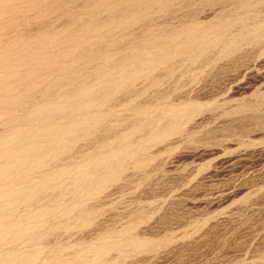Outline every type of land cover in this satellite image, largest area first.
Wrapping results in <instances>:
<instances>
[{
  "label": "rangeland",
  "instance_id": "obj_1",
  "mask_svg": "<svg viewBox=\"0 0 264 264\" xmlns=\"http://www.w3.org/2000/svg\"><path fill=\"white\" fill-rule=\"evenodd\" d=\"M135 54L165 59L113 73L119 90L103 122L52 164L77 165L79 152H110L128 136L113 181L83 202L66 196L74 212L53 211L16 252L34 253L30 264H81L77 252L97 247L105 253L93 264H264V0H0V100L18 98L16 115L46 91L70 92L59 83L76 70L99 90L96 62ZM7 120L0 106V135L13 130ZM6 243L0 255L13 249Z\"/></svg>",
  "mask_w": 264,
  "mask_h": 264
},
{
  "label": "bare ground",
  "instance_id": "obj_2",
  "mask_svg": "<svg viewBox=\"0 0 264 264\" xmlns=\"http://www.w3.org/2000/svg\"><path fill=\"white\" fill-rule=\"evenodd\" d=\"M261 29L262 27H258L256 31ZM182 36V32H176L172 38L174 42L171 41V43L174 44ZM203 48L207 47L199 44L197 53H203L205 51ZM185 49L180 50L179 54L184 55ZM66 56L67 54H61L62 58ZM147 57L148 59L152 58L154 62L165 59L160 55L155 56V54H135L121 59L114 65H105L98 61L96 62V71L101 76L103 83L99 90L93 88V85H86L87 82L79 77L76 70L67 84L59 83V86L73 87L70 92L55 95L54 99H48L46 95L48 96L50 93L46 91L43 94L45 96L43 103L37 102L40 104H36V107L28 109L20 115H16L13 111L10 112L13 107L19 104L18 98L9 97L0 100V106L8 115L7 127L14 126L10 134L0 135V245L7 242L6 244L13 248L0 255V264H30L34 262L37 258L34 253L16 252L17 248L15 247L24 240L25 236L39 230L45 222L51 221L54 216L57 219H67L74 212V208L65 206L64 198L66 196L70 195L77 202H83L91 198L107 182L113 181V174L117 169V164L120 163L119 156L129 152V149L127 150L122 144V140L124 139L125 142L128 136L121 138L110 152L103 153L102 149L105 148L103 146L93 154L79 152L81 161L77 165L71 162L65 167H58L60 169L57 168V170L56 166H52V164L71 158L72 147L77 141L84 137V134L92 127L103 122L107 113L103 108L104 101L109 100L119 90V81L112 78V74L122 72L121 69L127 68L130 64L138 65ZM151 63L147 64L146 70H151ZM142 69L138 68L135 71V77L141 75ZM149 71L144 74V77L149 76ZM134 79L132 74L126 85L129 86ZM32 86H28L27 89H31ZM98 93H103V95L97 97ZM30 103L32 104L33 101L31 100ZM92 108L94 113L91 114ZM108 110L110 109L108 108ZM137 112H140V109ZM176 114L177 112H172L171 115L174 118ZM173 125H166L155 133H150L147 136L148 141L165 137ZM113 130V127L107 128V131ZM38 171H40L39 177H32ZM29 177L33 179L27 180ZM48 189L56 192L54 197L45 193ZM49 205L53 210L46 209ZM28 206H31L32 209L22 211V208L19 218H14L15 212L19 208ZM56 210L59 211V215L53 216L52 213L53 211L56 213ZM87 213L88 211H84L82 215ZM80 216L81 213H78L77 217ZM88 252L93 255L77 252L76 258L81 264L99 262L105 250L97 247L89 249ZM52 257L53 255L50 258ZM61 261V264H69L68 260Z\"/></svg>",
  "mask_w": 264,
  "mask_h": 264
}]
</instances>
